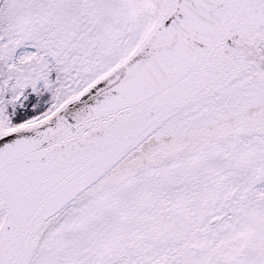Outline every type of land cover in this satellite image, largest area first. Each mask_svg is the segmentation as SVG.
<instances>
[{"label": "snow or ice", "instance_id": "snow-or-ice-1", "mask_svg": "<svg viewBox=\"0 0 264 264\" xmlns=\"http://www.w3.org/2000/svg\"><path fill=\"white\" fill-rule=\"evenodd\" d=\"M0 264H264V0H0Z\"/></svg>", "mask_w": 264, "mask_h": 264}]
</instances>
